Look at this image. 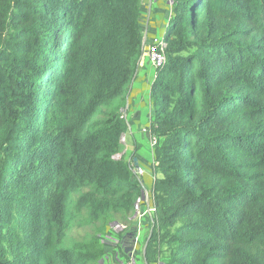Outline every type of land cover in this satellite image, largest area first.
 <instances>
[{
  "label": "trees",
  "instance_id": "1",
  "mask_svg": "<svg viewBox=\"0 0 264 264\" xmlns=\"http://www.w3.org/2000/svg\"><path fill=\"white\" fill-rule=\"evenodd\" d=\"M139 11L0 0V264H100L95 238L70 232L130 221ZM163 38L144 264L161 250L162 264H264V0H173Z\"/></svg>",
  "mask_w": 264,
  "mask_h": 264
},
{
  "label": "crops",
  "instance_id": "2",
  "mask_svg": "<svg viewBox=\"0 0 264 264\" xmlns=\"http://www.w3.org/2000/svg\"><path fill=\"white\" fill-rule=\"evenodd\" d=\"M140 1V11H139V27L142 33V44H141V54L136 64L135 71L133 73L131 82L127 91V104L126 108V116L129 118L128 123V133L129 138H126V145L123 148V151L128 152L130 150H135L134 158L135 164L144 163L146 165V170L143 176L141 177V181L147 185L150 176V167L146 163V158H143L142 155L146 149H148L149 155V143L146 140V135L149 130V120H150V103L146 105V108L143 107V95L142 92L146 90L147 97L150 84L153 81V69L149 65L147 59V44L151 40V38L155 35L161 36L163 35L164 28L172 14V8L168 0H139ZM150 71V72H149ZM150 101V100H149ZM147 102V100H146ZM148 118V120H147ZM135 145V147H134ZM148 158V157H147ZM149 159V163H150ZM138 201V200H137ZM143 204V202H141ZM137 203L135 204V207ZM148 209L143 208V206H139L136 208L135 213L132 216H129V219L136 222L133 224L135 226H131L135 230V254L139 250L141 256H144L145 260V249L147 245V241L151 234L150 232L145 235L147 227L146 217H148ZM147 212V214H145ZM152 214V213H151ZM151 217V215H150ZM136 220V221H135ZM152 222V219H151ZM152 225V223H151ZM152 227V226H150ZM145 235V243L142 242V238ZM128 256V255H127ZM115 261L118 262L121 259H126L124 255H117L114 253Z\"/></svg>",
  "mask_w": 264,
  "mask_h": 264
},
{
  "label": "rangeland",
  "instance_id": "3",
  "mask_svg": "<svg viewBox=\"0 0 264 264\" xmlns=\"http://www.w3.org/2000/svg\"><path fill=\"white\" fill-rule=\"evenodd\" d=\"M158 36V35H157ZM150 72V71H149ZM153 74V73H152ZM154 78V77H153ZM151 87V84H150ZM150 87H149V91H148V97H147V92L146 90H144L142 92L143 95V102L145 105H143V107L146 108V105L150 103ZM147 100V102H146ZM126 104H127V98H126ZM125 104V107H127ZM123 108L122 110V115L123 117L126 119V121L129 123V118L126 116V108ZM148 120V118H147ZM149 131V130H148ZM126 138H129V133H128V129L122 134L121 136V141L123 144V148L126 145ZM146 140L148 142V136L146 135ZM149 143V142H148ZM135 147V145H134ZM149 147V155H148V149H146L144 147V152L142 157L146 158V163L149 165L150 167V176H149V183L147 185H145L144 182H142L140 179L143 176V174L145 173L146 170V165L144 163H140L137 164L139 166H141L144 170V173L142 175H140L139 177H134L132 176V180L140 187V196L138 198L137 201V206L134 208L133 211H131L129 213V216H132L133 213H135L136 208L137 207H141L143 206V208H153L152 207V198H151V187H152V183H153V167L151 162L149 163V159H151L150 161H152L153 157H154V147L152 146H148ZM135 150H130L128 152L122 151L123 153V159L126 162H129L130 167L132 168L135 164H134V155H135ZM117 157H119V155H117ZM148 157V158H147ZM133 174V173H132ZM141 202H143V204H141ZM148 209V217H146V221H147V225L149 227H147L145 235L148 234L150 232V226L151 225V213L153 210H149ZM147 214V212L145 213ZM130 220V219H129ZM136 221V220H135ZM128 221L127 223H124L119 217H112L110 219H106L105 221V229L102 230L100 229L99 225H95L93 227H89V228H85V229H74L73 231L70 232V235L76 238H82L84 235L89 234L90 236L94 237L97 243V246L99 247L100 251H101V256L98 258V263L100 264H117L118 262L115 261V257H114V253H117L118 255H123L122 253V245L120 244V240L122 237L121 235L123 234V229H125L126 227H131V226H135L133 224H136V222L132 221V223ZM129 223V224H128ZM145 235L142 238V242L145 243ZM167 256V251L166 250H161V252L159 254H157V261L155 262V264H162L161 262L165 260ZM144 256H141L139 250L137 251V253L135 254V264H144ZM121 260H124L121 259Z\"/></svg>",
  "mask_w": 264,
  "mask_h": 264
},
{
  "label": "built area",
  "instance_id": "4",
  "mask_svg": "<svg viewBox=\"0 0 264 264\" xmlns=\"http://www.w3.org/2000/svg\"><path fill=\"white\" fill-rule=\"evenodd\" d=\"M168 1L170 3L171 8H172L173 2H171V0H168ZM165 47H166V42L163 38V35L153 36L151 38V40L149 41V43L147 44V59H148L149 65L153 69V77L155 76V72H156L157 68L162 66V64L165 61ZM147 136H148L149 145L154 147V145L156 143V138L150 133V131H148ZM150 162L152 164L153 159ZM131 171H132L134 177H139L140 175H142L144 173L143 168L137 164H135L131 168ZM149 210H154V208H150ZM135 242H136V240H135ZM128 257H129V260H126V259L120 260V261H118L117 264H135V245H134L132 257L131 256H128Z\"/></svg>",
  "mask_w": 264,
  "mask_h": 264
},
{
  "label": "water",
  "instance_id": "5",
  "mask_svg": "<svg viewBox=\"0 0 264 264\" xmlns=\"http://www.w3.org/2000/svg\"><path fill=\"white\" fill-rule=\"evenodd\" d=\"M171 2H173V0H171ZM134 161H135V159H134ZM136 203H137V201H136ZM123 239L124 238L121 237L120 244L123 247L124 253H126L128 256H131L132 257V253H133L134 245H135V236L133 237V239H132V241L130 243H127L126 241H123Z\"/></svg>",
  "mask_w": 264,
  "mask_h": 264
},
{
  "label": "flooded vegetation",
  "instance_id": "6",
  "mask_svg": "<svg viewBox=\"0 0 264 264\" xmlns=\"http://www.w3.org/2000/svg\"><path fill=\"white\" fill-rule=\"evenodd\" d=\"M134 234H135V230L130 228L124 231L121 236L124 238L123 241L130 243L134 237Z\"/></svg>",
  "mask_w": 264,
  "mask_h": 264
}]
</instances>
